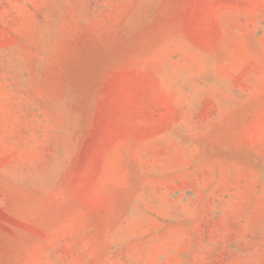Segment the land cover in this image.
<instances>
[{"label": "rangeland", "instance_id": "obj_1", "mask_svg": "<svg viewBox=\"0 0 264 264\" xmlns=\"http://www.w3.org/2000/svg\"><path fill=\"white\" fill-rule=\"evenodd\" d=\"M0 264H264V0H0Z\"/></svg>", "mask_w": 264, "mask_h": 264}]
</instances>
